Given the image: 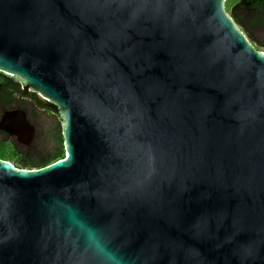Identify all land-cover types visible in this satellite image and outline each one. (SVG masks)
Segmentation results:
<instances>
[{
  "label": "water",
  "instance_id": "obj_1",
  "mask_svg": "<svg viewBox=\"0 0 264 264\" xmlns=\"http://www.w3.org/2000/svg\"><path fill=\"white\" fill-rule=\"evenodd\" d=\"M226 1L0 0V72L66 151L0 158V264H264V51Z\"/></svg>",
  "mask_w": 264,
  "mask_h": 264
},
{
  "label": "flooded vegetation",
  "instance_id": "obj_2",
  "mask_svg": "<svg viewBox=\"0 0 264 264\" xmlns=\"http://www.w3.org/2000/svg\"><path fill=\"white\" fill-rule=\"evenodd\" d=\"M254 3H264V0H239L234 6L233 13L236 14V12L243 6H251L253 9H255V7L252 6ZM20 81H22L20 77L10 78L0 75V93L2 91L4 93L3 97H0V120L7 111H24L28 120L35 127L36 134L33 141L34 143L38 138V126L35 120L40 118L43 112H51L59 120H61V115L52 107L44 104L37 97L38 92L31 90L29 93H23L21 90ZM11 98H14V101L8 102ZM19 98H28V100H30L32 103L27 106V104L20 101ZM0 135L4 137L3 141L1 140L0 143H3L5 146L8 145L12 152H17L20 156H26L29 153V149L33 145V143L27 145L25 143L19 142L17 137L11 136L2 129H0ZM23 149H25V151H23Z\"/></svg>",
  "mask_w": 264,
  "mask_h": 264
},
{
  "label": "rangeland",
  "instance_id": "obj_3",
  "mask_svg": "<svg viewBox=\"0 0 264 264\" xmlns=\"http://www.w3.org/2000/svg\"><path fill=\"white\" fill-rule=\"evenodd\" d=\"M238 1L239 0H227L225 2V8L229 15L232 16L233 8ZM254 34H255L256 40L253 42V44L258 49L264 51V35L263 34L257 35L256 33ZM0 75H3L4 77H10V78L17 77L9 73H2V72H0ZM20 84H21V90L23 92V89H24L23 81H20ZM29 92L31 91L23 92V93H29ZM37 97L39 98L38 95ZM19 100L22 101L23 103H26L27 106L32 103L30 100H28V98L26 99L19 98ZM35 122L38 126V138L37 140H35L32 147L29 149L30 155L32 156L38 155V154L40 155L41 153L49 154V153H52L58 146L64 147L63 120L62 119L59 120L51 112H43L40 118H37ZM3 139L4 137L0 135V141L1 140L3 141ZM4 148L6 150V155L4 158L7 159V161H10L13 164L19 166L17 159H16L17 155H11L12 151L8 145L4 146ZM23 151H25V149H23ZM64 153H65V147H64Z\"/></svg>",
  "mask_w": 264,
  "mask_h": 264
},
{
  "label": "trees",
  "instance_id": "obj_4",
  "mask_svg": "<svg viewBox=\"0 0 264 264\" xmlns=\"http://www.w3.org/2000/svg\"><path fill=\"white\" fill-rule=\"evenodd\" d=\"M255 7L253 9L251 6L241 7L236 14H232V17L238 23V25L244 30V32L248 35L250 40L254 42L256 40L254 31L256 29L264 28V3H254L252 5ZM3 91L0 93V97H3ZM14 101V98H11L8 102ZM4 144L0 143V158L5 159L6 150L4 148ZM66 153V151H65ZM64 147L58 146L56 149L49 154H38V155H30L29 153L26 156H20L17 152H11V155H17V162L19 164L18 167L23 168H40L46 166L60 158L65 157ZM17 166V165H16Z\"/></svg>",
  "mask_w": 264,
  "mask_h": 264
}]
</instances>
